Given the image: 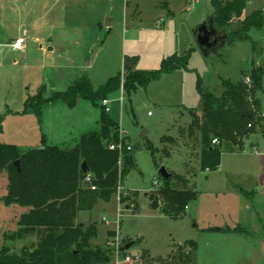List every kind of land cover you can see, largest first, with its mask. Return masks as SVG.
Listing matches in <instances>:
<instances>
[{
  "label": "rangeland",
  "instance_id": "obj_1",
  "mask_svg": "<svg viewBox=\"0 0 264 264\" xmlns=\"http://www.w3.org/2000/svg\"><path fill=\"white\" fill-rule=\"evenodd\" d=\"M263 2L247 0L228 32L240 30L253 11L263 12ZM212 13L208 0H0V142L40 147V129L54 139L52 135H59L57 123L63 124L61 129L71 139L95 126L100 108L104 109L101 102L107 100L106 113L117 122L134 155L135 169L117 190V195L125 193L130 199L120 203L115 194L109 202L97 201L77 221L96 225L93 246L113 252L111 246L135 242L126 251L132 258L126 264L177 260L189 252L187 241L196 244L192 264H264V121L242 153L230 156L226 153L229 147L223 145V167L215 171L200 169V148L187 137L189 112L201 113L197 80L204 93L220 97L222 80L236 83L244 77L250 88V69L264 71V26L249 30V40L227 43L217 54L202 57L192 29ZM106 20L111 26H105ZM22 35L26 50L2 46ZM188 51L187 71L162 77L129 94L123 90L127 56L136 57L133 69L148 72L157 70L163 59ZM84 77L93 89L111 77H118L120 86L94 106L88 101L78 106L84 99L76 96L74 105L68 107L73 110L55 106L40 117L24 110L35 93L40 94L43 105L53 103L50 99L55 94ZM256 97L264 120V77ZM163 137L172 142L162 143ZM58 143L56 139L54 144ZM147 145L154 149L153 156ZM252 147L257 155L251 153ZM161 167L172 175V188L197 194L181 219L160 212L164 206ZM6 185L2 174L0 247L5 244L18 252L36 239L4 241V235L16 229L14 216L24 209L3 204ZM153 200L158 203L155 210L150 207ZM237 226L246 233L233 238L223 235L227 227L239 231ZM220 227L221 237L212 233ZM116 263L122 264L112 253L110 264Z\"/></svg>",
  "mask_w": 264,
  "mask_h": 264
},
{
  "label": "trees",
  "instance_id": "obj_2",
  "mask_svg": "<svg viewBox=\"0 0 264 264\" xmlns=\"http://www.w3.org/2000/svg\"><path fill=\"white\" fill-rule=\"evenodd\" d=\"M209 2L213 9V25L217 30H225L229 44L249 40V30H260L264 26L262 12L253 11L242 21V28L230 34L228 29L232 19L242 14L247 0ZM189 56L190 51L183 56L173 54L163 59L157 70L148 72L128 68L125 64L123 90L129 94L139 87L146 88L164 74L187 70ZM248 73L250 88L245 84L244 77L236 83L222 80L220 97L204 93L200 80H197L201 113L189 112L191 122L187 127V137L200 148L201 170L215 171L220 164L222 145L229 144L241 149L243 140L260 127L263 116L259 112L256 93L261 89L264 71L261 67H252ZM119 86L120 79L111 77L104 85L93 89L84 77L50 100L72 107L76 96H80L94 105L97 100L117 91ZM42 105L40 94L35 93L26 101L24 110L39 116ZM162 139V143L172 142L169 138ZM213 140H217L218 144H212ZM111 144H121L122 148L120 151L111 150ZM126 145V138L121 136L118 124L102 108L99 131L82 134L70 148L43 145L21 151L15 145L0 143V175H5L7 179L3 204L27 209L17 217L16 229L4 235V241L15 242L31 236L36 239L18 252L2 245L0 264H110L113 252L108 247L91 244L97 232L96 225L91 223L85 226L77 218L80 213L91 212L97 201L109 202L113 195H117L126 176L135 169L134 155L131 150H126ZM147 148L153 156L154 149L149 145ZM163 151L166 154V149ZM15 161H19V171L14 166ZM83 162L87 167L86 172L81 169ZM170 178L162 183L164 206L160 212L165 217L181 219L197 194L193 190L172 188ZM129 199L125 193L119 194L120 203ZM157 204L153 200L150 207L155 210ZM126 205L130 207L129 203ZM127 243L121 246L122 253H125L123 246ZM186 244L189 252L182 253L177 260L160 259L143 264H192L196 244L193 241Z\"/></svg>",
  "mask_w": 264,
  "mask_h": 264
},
{
  "label": "crops",
  "instance_id": "obj_3",
  "mask_svg": "<svg viewBox=\"0 0 264 264\" xmlns=\"http://www.w3.org/2000/svg\"><path fill=\"white\" fill-rule=\"evenodd\" d=\"M208 2H209V0H208ZM210 3V2H209ZM263 4H264V2H263ZM211 6V5H210ZM212 8V7H211ZM213 10V9H212ZM169 13H171V12H169ZM139 16H140V13H139ZM131 17V16H130ZM138 18V17H137ZM137 18H132V19H135V20H138ZM131 19V18H130ZM207 19H208V17H207ZM206 21V20H205ZM109 26H111V23H110V25ZM109 26H106V27H109ZM22 36H24V35H22ZM22 36H18L17 38H19V37H22ZM25 37V36H24ZM17 38H15V39H17ZM14 39V40H15ZM3 47H8V43H4L3 45H2ZM27 49V45H26V38H25V45H24V49L23 50H26ZM198 49V48H197ZM22 50V51H23ZM198 51H199V49H198ZM200 52V51H199ZM201 54V53H200ZM202 55V54H201ZM124 56H127V55H124ZM129 57L131 58V57H134L135 59L132 61L133 63H134V66H135V64H136V57L134 56V55H131V56H127V58L129 59ZM202 57H204L203 55H202ZM205 58V57H204ZM208 58V57H207ZM206 58V59H207ZM15 62V61H14ZM134 68V67H133ZM179 71H187V70H177V71H175V72H173V73H171V74H164V75H162L161 76V78L162 77H165V76H172L174 73L176 74V73H178ZM161 78L159 79V80H157V81H155V82H158V81H160L161 80ZM63 92V91H62ZM83 101H86V100H82L81 101V103L78 105V106H80L81 104H82V102ZM55 106H59V108H61V110L64 108H66V109H69V110H73V108H68V106H66L63 102H61V101H53V103H48V104H44L42 107H41V113H40V115H39V117L40 116H42L43 115V112H45L46 111V109H49V108H54ZM78 106H75L74 108H76V107H78ZM94 106V105H93ZM98 109V108H97ZM99 110V109H98ZM99 118H100V110H99ZM115 121V120H114ZM264 120H262V122H263ZM38 122H40V119H39V121ZM116 122V121H115ZM117 123V122H116ZM61 126H63V124H61V123H57V125H55V130H56V132L59 134L57 137L55 136V135H52V138H54V139H51V138H49V137H47V135L42 131V129H40V132H39V134H40V137H41V145H40V147H30V146H20V145H17V144H14V143H6V142H2V143H5V144H10V145H15V146H17L21 151H25V150H28V149H37V148H41L43 145H55V146H58V147H61V148H70V147H72V146H74V144L78 141V139H79V137L82 135V134H85V131L84 130H87V129H84V130H82V132L80 131L76 136H74L73 138H71V139H69V138H67L68 136H65V133L63 132V130L61 129ZM94 126V125H93ZM93 126H91V127H89L88 129V131L86 132V133H88V132H92V131H98L99 130V119L98 120H96V122H95V126L93 127ZM262 125L260 124V127H261ZM118 127H119V125H118ZM67 133V132H66ZM255 134V133H254ZM254 134H252V135H250L249 137H247L246 139H244L243 140V144H242V147H241V149H237V147H233V146H231V145H229V144H224V145H226V146H224V147H229L226 151V153H228L230 156H234L235 155V153H242L243 152V150H244V147L246 146V144L251 140V137H254ZM56 139H58L59 140V143L58 144H54V142H55V140ZM1 143V142H0ZM251 146H253V145H251ZM222 147H223V145H222ZM253 148V147H252ZM252 148H251V153H253L254 155H257L258 153H256V152H252ZM222 149V148H221ZM223 154V153H222ZM222 154H221V159H220V164H219V166H218V168L217 169H219L220 167H223V160H222ZM216 169V170H217ZM7 186V185H6ZM196 200V199H195ZM195 200L194 201H192V202H190L189 204H188V206H187V209L190 207V205L193 203V202H195ZM126 208L128 209V206H126ZM27 211V209L26 208H24V209H22V210H19L18 211V213H17V215H15L14 216V221H16V219H17V217L19 216V215H21V214H23V213H25ZM237 227H239V226H237ZM236 227H233V228H231V227H227V229H230L231 231H226L223 235L224 236H226V237H228V238H233V237H235V236H237V235H239V234H245L246 233V231L244 230V229H242L241 227H239L240 228V230L239 231H236V230H234ZM221 230H222V227H220L219 228V231H215V230H213V234H215V235H218L219 237H221ZM106 238H107V236H108V233L106 232ZM106 238H105V241H106ZM104 241V242H105ZM92 242V241H91ZM92 244V243H91ZM92 245H94V244H92ZM261 245H262V248H263V250H264V240H262L261 241Z\"/></svg>",
  "mask_w": 264,
  "mask_h": 264
},
{
  "label": "water",
  "instance_id": "obj_4",
  "mask_svg": "<svg viewBox=\"0 0 264 264\" xmlns=\"http://www.w3.org/2000/svg\"><path fill=\"white\" fill-rule=\"evenodd\" d=\"M213 18L214 17L211 16L209 19L192 29V35L197 48L205 58L209 57L210 54H217L218 49L224 47L228 43V37L225 30H217L213 25ZM109 25L110 22L106 20L105 26ZM125 64L128 68L134 67V63L129 62L128 58H126ZM14 166L19 171V161H15ZM81 169L83 172L87 171V167L84 162L81 164ZM159 174L164 180H168L171 177V174L168 173L164 167L159 169ZM215 231H219V228L215 229ZM133 244L134 242L131 241L125 244L123 249L127 251L133 246Z\"/></svg>",
  "mask_w": 264,
  "mask_h": 264
},
{
  "label": "built area",
  "instance_id": "obj_5",
  "mask_svg": "<svg viewBox=\"0 0 264 264\" xmlns=\"http://www.w3.org/2000/svg\"><path fill=\"white\" fill-rule=\"evenodd\" d=\"M262 14L264 16V10H263ZM24 45H25V37L24 36L19 37V38L15 39L13 42H11L10 44H8V46L12 50H15V51H22L24 49ZM101 104H102V106L104 108V111L108 113L109 112L108 101L107 100H102ZM249 127H250V125H249ZM121 136H123V135L121 134ZM212 144H218V141L217 140H213ZM121 148H122L121 144H117V145L111 144L109 146V149H111V150L117 149V150L120 151ZM126 150L130 151L131 150V146L126 145ZM252 152H256V149L254 147L252 148ZM155 184H157V183L155 182ZM91 189H94V187H91ZM117 196H118V199H119V193H118ZM111 247L114 250L113 251V255H114L116 261L121 260L122 264H126V263L130 262V260L132 258L128 254H126V251H125V253H122L120 251L121 246H111ZM116 264H118V263H116Z\"/></svg>",
  "mask_w": 264,
  "mask_h": 264
}]
</instances>
